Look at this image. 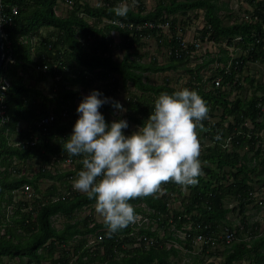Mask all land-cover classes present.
<instances>
[{"label":"trees","instance_id":"obj_1","mask_svg":"<svg viewBox=\"0 0 264 264\" xmlns=\"http://www.w3.org/2000/svg\"><path fill=\"white\" fill-rule=\"evenodd\" d=\"M245 1L253 8L245 10L249 20L242 21L238 17L233 23L226 24L219 15L222 7L218 0H157L151 11L142 0H1L0 15L5 20L2 22L5 63L0 82H9L4 96L10 121L0 126V167L4 169L0 171V264L5 263V258L10 261L20 259L22 264H175L170 261L171 257H179L175 247L167 249L152 245L148 248L140 239L154 237L161 243L157 232L143 229L139 237L129 224L117 234L109 235L108 231H103L105 224H100L92 214L79 215L86 207L95 205V200L87 193L73 189L72 181L83 166L82 157L63 149L78 114L68 125L61 122L60 114L64 108L76 114V101H81L83 95L92 89L105 87L101 91L113 97L131 84L143 93L129 99L128 109L132 114L127 116L141 125L154 109V97L161 92L171 93L178 89L169 85L170 78L165 84L156 85L147 76L176 70L180 66L191 75L184 87L197 89L207 101L209 111L222 110L220 121L211 123L205 119L204 127L197 129L203 143L209 141L213 144H200L205 146L200 152L205 178L201 174L197 183L189 185L191 192L184 201L180 190L184 185L171 180L161 182L166 193L178 195L174 200L182 201L179 209L168 208L167 195L160 199L148 194L133 198L131 202L134 205L144 201L156 209L159 227L164 229L166 237H171L167 228L170 219L181 228L182 220L190 224L191 218L196 228L208 227L200 233H215V226L221 225L230 212L224 206L225 201L231 198L238 203L242 223L247 224L248 206L254 203L250 193L257 187L254 183H264V178H261L264 147L256 149L261 141L258 135L264 129V122H257L263 116L257 105L259 101L264 103V83L252 77L245 78L243 73L249 63H264V0ZM122 2L130 6L126 16H118L113 10ZM62 4L68 7L66 16L58 13ZM13 9H17L14 15ZM225 9L230 10L228 5ZM195 10L205 12L206 25L201 31L203 40L208 38L216 44L233 47L235 54L237 50L241 51L239 56H230L226 51L222 58H209L194 69L187 67L196 61L197 56L191 55L193 51L179 50V55L175 54L177 32L185 29L183 21L177 17L188 16ZM164 25H170L172 39L164 35ZM113 32L119 34V42L112 37ZM33 38L37 40L34 42ZM145 38L156 39L159 48L169 49L167 63L160 64L155 57L149 62H143L142 57L132 59L134 54L139 56L140 48L146 46ZM116 49L126 52L121 61L114 57ZM217 60L224 62V67H218L213 73L210 78L212 88L206 90L200 85V72ZM25 74H29L28 80H33V84L25 79ZM218 77L223 83H230L229 91L215 85ZM48 80H53L50 89L38 86ZM246 84L254 90L250 100H243L238 95L230 101L231 93L243 91ZM52 105L57 119L44 131L38 128L37 123ZM101 111L110 122L107 115L113 112L112 105L105 104ZM229 118L234 123L226 127L224 122ZM247 120H252L255 125L252 131L244 126ZM13 133L18 136L13 138L14 142L28 141L35 134L39 136V142L24 149L16 147L10 144ZM229 137L231 152L224 147ZM245 147H248V152L243 154L241 150ZM249 152H255L252 159ZM60 155L77 160L75 169L61 170L56 174L48 169L52 157ZM35 160H40L41 166L31 176L27 175L30 171L28 166ZM41 180H51L54 184L43 193ZM25 185L32 187V198L14 202L13 191ZM56 197H60L59 200L53 201ZM5 204L15 205L8 221ZM57 215L65 220L61 229L53 225L52 217ZM251 229L249 241L241 235L239 243L224 251L204 246L208 258L219 260L218 263L205 262V257L199 256L195 264H241L244 261L264 264V235L254 227ZM99 234L104 236L103 240L91 251L86 246L88 237ZM175 240L181 243L179 238Z\"/></svg>","mask_w":264,"mask_h":264},{"label":"clouds","instance_id":"obj_2","mask_svg":"<svg viewBox=\"0 0 264 264\" xmlns=\"http://www.w3.org/2000/svg\"><path fill=\"white\" fill-rule=\"evenodd\" d=\"M129 7L128 3L122 2L117 4L113 10L118 16H126L129 12ZM241 19L242 21H248L249 15H245ZM201 31H198L190 38L178 32L176 35L177 47L174 50L175 54L179 50L194 51L202 47V41L214 43L208 38L203 40ZM219 45H225V47H222L223 54L210 58H222L229 49L233 50L232 52L229 51L230 56L235 55L234 51L236 50L233 47H229L226 44ZM237 52L241 53L238 50ZM215 62H218L222 68L224 67V62L218 60ZM252 64L264 66V63ZM244 77L255 78L250 75ZM215 81V85L221 87L223 91L231 89L230 83H223L220 77L216 78ZM259 82L263 83L262 81ZM0 87L6 90L7 86L0 82ZM236 97L234 99L230 98V101H234ZM243 100L247 101L250 98ZM105 104H111L113 108L121 112L126 111L123 103L117 98L105 95L100 89H92L90 93L83 95L77 107L78 118L73 125L70 136L65 139L63 144V149L69 154L82 157L83 166L72 181L73 188L87 193L90 198H94L95 205L93 206L103 218V221L98 222L106 226L103 231H108L109 235L114 232L117 234L118 230L131 224L138 232L139 237L143 229L157 232L160 235L161 243L154 237L149 238L157 242L156 246L161 245L167 249L175 247L179 257L176 259L171 257L170 259L175 264H179V260L182 263L183 259L187 257L193 258L195 262V259L199 256H204L205 262H212L203 250L206 245L212 249L211 243L204 241L203 244H194V237L199 234L205 238L213 237L217 241L226 230L231 231L234 234V240L230 243L220 242L219 248L215 249L224 251L234 243H239L241 235L244 236L245 241H249L252 227L259 231L258 224L250 226L247 220L246 225L242 223V228L233 226L229 214L234 211L225 202L224 207L229 209L230 212L226 215L221 225L215 226L217 229L215 233L212 231L207 233V235L200 233V230L208 227L196 228L191 218L190 224L182 220L181 228H178V224L173 223L170 219V226L167 228L171 237H166L164 229L159 227L158 211L144 201L134 205L131 202L133 198L148 194L151 197L160 199L167 195L168 208L172 210L179 209L182 208L179 207V204L186 200L184 198L191 192L190 186L188 191L184 189L185 186L180 189L183 192V200L175 202L174 197H178V195L166 193L162 188L161 182L171 180L180 185L197 183L198 177L202 174L200 152L205 147L200 146L197 129L204 127L203 121L209 116L207 101L199 94L197 89L183 87L171 93L167 91L161 92L156 97L154 109H152L148 118L141 125L137 124L136 130L131 133L124 131L129 128V121L126 118L113 119L110 122L106 119L105 114L101 111L102 106ZM257 108L261 109L263 113V116L257 122H264V103L259 101ZM229 120L233 119L229 118ZM248 121L249 123H247ZM244 126L250 131L255 128L252 120H247ZM263 131L264 129L258 135L261 141L256 145V149L260 148V146L264 147ZM217 138H219V134ZM224 147L227 148L228 152H231L230 137L227 138ZM241 152L243 154L248 152V147H245ZM251 153L253 155L249 157L252 159L255 156V152ZM260 156L262 157V155ZM202 177L205 178V174H202ZM259 190L260 188L254 189V192L250 193L251 197L254 198L253 204L260 200L252 193L259 192ZM135 208L139 210L138 213ZM193 214H196V212ZM238 216L241 217L239 214ZM147 219L152 223H147ZM182 230L187 231L188 235L186 237L181 235ZM98 236L103 235L99 234ZM98 236L90 235L88 239ZM177 238L181 240V243L175 240ZM182 253L186 254V257L181 259ZM208 259L210 261H207ZM241 264L248 263L244 261Z\"/></svg>","mask_w":264,"mask_h":264},{"label":"rangeland","instance_id":"obj_3","mask_svg":"<svg viewBox=\"0 0 264 264\" xmlns=\"http://www.w3.org/2000/svg\"><path fill=\"white\" fill-rule=\"evenodd\" d=\"M144 2V4L147 7L148 11L153 10L156 5H157V0H142ZM181 1H187V0H181ZM92 3H96V2H92ZM218 4L222 7V9L219 12L220 17L224 20V22L226 24L228 23H232L236 18H242L245 17V15H248L245 10L251 11L253 8L249 6V4L247 3V1L245 0H218ZM228 5V7L230 8V10L225 9L226 6ZM68 12V7L64 4L61 5L60 9H59V14L60 15H64L66 16ZM205 12L203 10H195V11H190L188 13V16H179L178 15V19L182 22V27L185 28L184 31H180L181 29H179L178 32L186 35L188 38L192 37V35L198 33V31H201L204 26L206 25L205 20H204V15ZM232 15V16H231ZM197 16V17H196ZM162 30L164 35L168 38V39H172L173 38V33L171 30L170 25H164L162 26ZM177 32V33H178ZM44 34H46V31L43 32ZM112 37L115 39V41L119 42L120 38H119V34L113 32L112 33ZM34 42L37 40V38H33ZM144 43L146 44L145 47L140 48L138 50L139 56L137 54H134V56L132 57L133 60L136 59H140L143 62H149L151 60L152 57L157 58V60L159 61L160 64H165L168 62V58H169V49H165V48H159V46L157 45L156 39L153 38H145L143 39ZM202 48H200L198 50V52H193L191 55L193 56H197L196 61H192L190 64L187 65V67H194L202 64L204 61L208 60L210 57L214 56V57H218L220 55H222V47H225V45L221 46L219 44H215L212 42H203ZM229 51H233L232 49H229ZM125 51L121 50V49H116L115 50V59H117L118 61H121L125 55ZM142 55V56H140ZM240 52H237L234 56H239ZM218 67H221L220 64L218 62L212 63L210 65H208L205 69H203L200 72V75L202 77V81L200 83V85L203 86V88H205L206 90H210L212 88V84L210 82V78L212 77L213 73L217 72ZM244 76H254L257 81H262L264 83V66L261 64H250L248 65V67L245 69L244 71ZM190 74L185 70L184 67L180 66L178 67V69L176 70H170L164 73H157V74H149L147 77H149V81L152 84H165L164 82L166 81V79L170 78V86L175 87V88H182L186 85V83L189 82V78H190ZM25 79H29V74H25ZM29 83L33 84V80H28ZM53 84V80H48L45 84L43 83H39V87L40 88H46V90L50 89V86ZM105 89V87H104ZM90 92H87L86 94H88ZM143 92L137 90L134 86H132L131 84L126 86L125 88L123 87V89H121L115 96H113L114 98H117V100H119L120 102L123 103L126 111H119L115 108H113V112L109 113L107 116H109L110 120L113 119H120V118H126L129 121V128L125 129L124 131L126 133H131L132 131L136 130L137 128V124H134L129 118H128V114H132L129 109H128V103H129V99L132 98L133 96L139 97L142 95ZM254 93L253 88L250 87L249 84H246L244 86V90L241 92L238 91H234L231 93L230 98L234 99L237 95L242 96L244 99H249L252 94ZM154 97V96H153ZM157 97V96H156ZM154 97V99L156 98ZM53 112L55 115V106L52 105L51 109L49 112ZM222 114V110L220 108H217L213 111H209V116H208V120L213 123V122H218L220 121V116ZM47 115V114H46ZM45 115V116H46ZM61 122H69V120H61ZM233 120H226L224 122L225 126H228L229 123H232ZM249 123V121L247 122ZM251 126V125H250ZM198 131V130H197ZM72 130L69 131V134H71ZM198 137L200 140V144H204L206 143V145H211V142H202L201 141V133L198 131ZM262 137H264V131L262 132ZM244 154H246V152H244ZM253 153H249L248 156H252ZM41 166V162L40 160H35L30 167V171L27 173V175H32L33 172L38 171V168ZM66 168L58 166L53 168V171H60V170H65ZM260 170H263L262 168ZM261 178H264V173L261 175ZM54 182L51 180H41L40 182V188L42 190L43 193L47 192V190L51 187V185H53ZM259 183H255L256 189H259V192H257V197L259 198L260 201H258L256 204H252L249 206L248 211H247V217H248V223L250 224V226L258 224L259 225V232H262V234L264 235V183L256 185ZM184 189L185 190H189V185H184ZM263 187V188H262ZM41 197V196H40ZM256 197V198H257ZM227 203L228 207H231L232 209L235 208L236 210L234 212H231L229 214L230 220L233 223V226H237V227H241L242 222H241V217L238 216L239 214V209H238V203L235 199L231 198V199H227L225 201ZM94 215V218L97 221H103L102 216L96 212L95 210V206L93 207H88L87 209H83L79 215L81 216H86V215ZM65 220L63 218V216H57L55 217V227L61 229L63 224H64ZM222 248V247H221ZM59 255L57 254L56 257H58ZM181 259L186 257V254L182 253L181 254ZM207 261H210L209 259ZM211 261H215L216 263L219 262V260H211ZM4 264H22V262H19L18 260L15 261H10L7 258L4 259ZM25 262V261H24ZM45 264H49V262H45ZM179 264H195V262L193 261V258H189L187 257L186 259H183L182 263L179 260Z\"/></svg>","mask_w":264,"mask_h":264},{"label":"built area","instance_id":"obj_4","mask_svg":"<svg viewBox=\"0 0 264 264\" xmlns=\"http://www.w3.org/2000/svg\"><path fill=\"white\" fill-rule=\"evenodd\" d=\"M17 13V9H13V15ZM0 20H1V23L4 20V17L0 15ZM9 61V60H8ZM11 62H13V60H11ZM44 69H46V67H44ZM37 70H39L37 68ZM1 81V80H0ZM3 84H5L7 87H6V90L5 88H2L0 87V126L2 125H5L8 121H10V117L8 116V106L6 104V99H5V96L4 94L6 93L8 87H9V82H3ZM101 90H104L103 87H101ZM80 103V100H77L75 105H76V110H77V107ZM77 111H76V114L73 112V111H69L68 108H64L63 111L61 112V120H69V122H62L63 124H69L71 121H74L76 119V115H77ZM57 117L54 115V113L51 111V112H48L46 116H44L38 123H37V126L38 128L40 129H44V131L48 128V127H51L54 122L56 121ZM57 137V135H56ZM13 140V139H12ZM39 142V136L37 134L35 135H32L30 137V139L28 141H24V140H19L17 142H14L11 141L10 144L16 146V147H20V148H27V146H35L37 143ZM78 163L77 160H73L72 158H67L65 157L64 155H60V156H54L52 157V161L50 163V165L48 166V169H50L51 171H53V168L55 167H58V166H61V167H64L66 168V170H74L75 169V166L76 164ZM4 169L2 167H0V171L2 172ZM25 171V170H24ZM61 171V170H60ZM60 171H53L54 174L56 173H59ZM74 189V188H73ZM76 190V189H74ZM13 199H14V202H17L18 200L24 198L26 200H30L33 196V189L30 185H25L23 187H20L19 189L17 190H14L13 191ZM60 197H56L53 199V201L55 200H59ZM5 207V210H6V218H7V221L9 220V217L13 215L14 213V210H15V205H7L5 204L4 205ZM88 207H86L87 209ZM58 216V215H57ZM57 216H54L52 217V221H53V225L55 226L54 224V221H55V217ZM147 223H152L149 219L146 220ZM155 229V228H154ZM185 229H188V228H185ZM190 229V227H189ZM181 235L183 237H186L187 234V231L186 230H182L181 231ZM141 241H144L145 244H146V247H150L152 245H155L157 242L154 240V239H151V238H142L140 237ZM103 240V236H98V237H94V238H89L88 239V242H87V247L90 248L91 251H94L96 249V245L100 242H102ZM234 240V234L229 231V230H226L220 237L219 239L216 241L213 237H209V238H205L203 235L199 234L197 235L196 237H194V244L197 245V244H203L204 241H207V243H211L212 245V250H215L217 248H219V244L220 242H225V243H230ZM18 260L19 262H21L20 259H16ZM71 264H73V262H71Z\"/></svg>","mask_w":264,"mask_h":264},{"label":"water","instance_id":"obj_5","mask_svg":"<svg viewBox=\"0 0 264 264\" xmlns=\"http://www.w3.org/2000/svg\"><path fill=\"white\" fill-rule=\"evenodd\" d=\"M4 63H5V43H4V33L2 29V23L0 20V75Z\"/></svg>","mask_w":264,"mask_h":264},{"label":"bare ground","instance_id":"obj_6","mask_svg":"<svg viewBox=\"0 0 264 264\" xmlns=\"http://www.w3.org/2000/svg\"><path fill=\"white\" fill-rule=\"evenodd\" d=\"M200 48H202V47H200ZM200 48H198V49H196L195 51H193V52H198V50L200 49ZM192 52V53H193ZM178 55H179V53L178 52H176ZM104 88V87H103ZM233 181V179L231 180V182ZM252 194H255V196L257 195V192H255V193H252ZM235 208H233L232 210H234Z\"/></svg>","mask_w":264,"mask_h":264},{"label":"crops","instance_id":"obj_7","mask_svg":"<svg viewBox=\"0 0 264 264\" xmlns=\"http://www.w3.org/2000/svg\"><path fill=\"white\" fill-rule=\"evenodd\" d=\"M23 127H25V125H23ZM13 138H18V136H17L15 133H13V134H12V139H13Z\"/></svg>","mask_w":264,"mask_h":264}]
</instances>
